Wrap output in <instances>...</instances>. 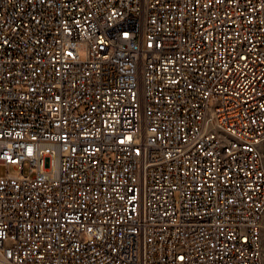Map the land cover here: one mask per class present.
Instances as JSON below:
<instances>
[{
  "label": "built area",
  "instance_id": "obj_1",
  "mask_svg": "<svg viewBox=\"0 0 264 264\" xmlns=\"http://www.w3.org/2000/svg\"><path fill=\"white\" fill-rule=\"evenodd\" d=\"M263 144L264 0H0V264H263Z\"/></svg>",
  "mask_w": 264,
  "mask_h": 264
},
{
  "label": "rangeland",
  "instance_id": "obj_2",
  "mask_svg": "<svg viewBox=\"0 0 264 264\" xmlns=\"http://www.w3.org/2000/svg\"><path fill=\"white\" fill-rule=\"evenodd\" d=\"M85 56H86V54L84 52H82L81 57L85 58ZM210 104L213 105L214 104L213 101H211ZM262 150H263V153H264V144L262 146ZM6 170H7L6 167L3 166V167L0 168V173L1 174H5ZM10 172L15 173V170L13 168H11ZM262 237H263V248H264V220H263V223H262ZM263 264H264V260H263Z\"/></svg>",
  "mask_w": 264,
  "mask_h": 264
}]
</instances>
